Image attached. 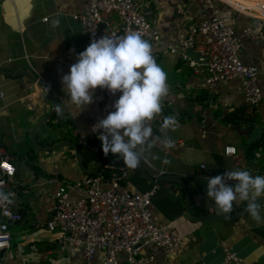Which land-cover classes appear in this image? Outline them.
I'll use <instances>...</instances> for the list:
<instances>
[{"label":"crops","instance_id":"1","mask_svg":"<svg viewBox=\"0 0 264 264\" xmlns=\"http://www.w3.org/2000/svg\"><path fill=\"white\" fill-rule=\"evenodd\" d=\"M148 1L153 27L168 41L176 42L178 32L211 13L208 0ZM211 1L238 31L261 21V9H257L260 0ZM82 4L83 0H0V142L16 164L20 181L16 202L22 213L20 220L8 222L11 245L0 252V264H86L80 244L64 242L60 231L36 225L48 218L52 204L49 193L58 185L50 184L49 176L72 182L84 173L75 164L70 147L33 150L29 136L31 127L52 110V99L64 107L62 102L67 96L62 90V77L89 46L85 44L83 26L73 18ZM57 18L60 25L53 28L51 21ZM152 46L169 85L162 113L164 117L175 115L179 127L166 133L175 141L172 149L157 144L148 162L141 164L154 180L165 174L179 176L188 188L195 214H219L215 202L205 195L209 177L234 170L264 176V76L258 74L256 78L262 98L257 112L250 114L240 77L208 84L205 68L194 71L179 52ZM240 55L248 63L260 64L264 60V25L262 37L242 38ZM20 71L42 80L52 99L42 86ZM97 106L95 91L93 102L83 110L73 113L65 108L63 117L55 111L41 124L45 125L43 129L40 126L36 132L37 142L47 146L69 140L77 144L83 160L88 161L85 165L98 162L104 157L101 144L92 149L83 143L91 141L87 132L98 114ZM98 118L100 121L106 117L99 114ZM161 123L153 129L155 136L164 135L159 130ZM70 129L73 138L68 135ZM258 140L262 143L254 146ZM16 153L33 156L26 161L34 168L30 163L20 167L12 155ZM165 159L169 163H164ZM202 163L207 171L200 167ZM110 169L125 172L122 184L130 190L156 185L151 196L152 219L160 228L181 237L178 250H157L156 264H221L224 246H231L245 264H264V222L257 224L248 212L232 219H191L185 209V194L176 182L154 183L140 171ZM41 187L44 190L39 191ZM70 194L79 196L73 187ZM246 204L234 202L232 213ZM260 211L264 217V203H260ZM103 255V250H98L93 264H101ZM118 264L125 263L120 260Z\"/></svg>","mask_w":264,"mask_h":264},{"label":"built area","instance_id":"2","mask_svg":"<svg viewBox=\"0 0 264 264\" xmlns=\"http://www.w3.org/2000/svg\"><path fill=\"white\" fill-rule=\"evenodd\" d=\"M211 13L208 17L191 24L185 31L178 32L176 42L165 40L153 27L150 20L148 0H83L82 8L73 14L86 33V45L105 35L122 36L138 31L152 45L164 51L179 52L188 65L198 71L206 70V82L215 84L227 82L234 77L241 78V87L249 113L258 110L262 90L257 84L258 74L264 76V60L260 64L245 62L240 55L242 38L262 37L264 25V0L258 4L261 9V21L256 25L245 26L238 31L227 22L220 9L208 0ZM257 11V10H252ZM47 17H43L46 20ZM190 47L199 52L192 59L186 49ZM121 94L113 96L107 89H97L98 114L93 118L89 129L88 143L92 149H98L101 141L99 130L93 126L99 122L98 115L107 117L115 111L113 104ZM163 113L153 122V129L162 122ZM201 168L207 171L202 163ZM16 164L0 142V190L15 194L12 204L0 205V250L11 245L9 221H18L22 213L17 209L19 178L16 176ZM124 171L102 170L92 174H83L69 182L49 176L50 184L58 185L50 192L52 204L49 216L36 225L48 229H58L64 242L78 243L82 246L86 264H93L94 255L103 250L101 264H156L157 250H178L181 237L170 230L162 229L153 219L150 210L151 196L156 185L146 190H130L122 184ZM73 187L78 197L70 194ZM44 190L43 187L39 191ZM221 264H245L231 246H224Z\"/></svg>","mask_w":264,"mask_h":264},{"label":"clouds","instance_id":"3","mask_svg":"<svg viewBox=\"0 0 264 264\" xmlns=\"http://www.w3.org/2000/svg\"><path fill=\"white\" fill-rule=\"evenodd\" d=\"M60 20L53 19L57 28ZM67 100L55 106L56 114L65 115V108L73 113L83 110L93 102L97 89H107L115 100V111L93 126L99 130L98 139L107 158L119 157L129 169H137L148 162V156L157 144L172 149L175 141L166 135L179 127L177 117H164L160 132L153 134L152 122L162 114L163 100L169 94L167 73L156 62L152 44L140 32L122 36L105 35L93 39L77 56L70 72L62 77ZM49 89H45L46 93ZM234 151L229 149V152ZM164 163H169L164 160ZM230 182H235L230 183ZM205 195L211 198L219 214L230 218L234 202H247V212L257 224L264 222L258 198L264 197V176L252 175L248 170L226 171L207 179ZM15 194L0 190V205L12 204Z\"/></svg>","mask_w":264,"mask_h":264},{"label":"water","instance_id":"4","mask_svg":"<svg viewBox=\"0 0 264 264\" xmlns=\"http://www.w3.org/2000/svg\"><path fill=\"white\" fill-rule=\"evenodd\" d=\"M186 53L190 57H192L194 59H197L198 56H199V52L192 50L190 47H188L186 49ZM0 72H2V70H0ZM20 73L29 76L31 78V80L36 81L40 86H42V88L44 90L48 89V87L45 85V83L42 80H40L35 74L32 75L30 73L23 72V71H20ZM47 94L52 99V96H51L49 90H48ZM52 100H53V108H52V110L48 114H46L43 118H41L38 122H36L30 129L29 136H30L32 142L34 143L35 147H37L38 149H40L42 151L54 150L56 148H62V146L63 147L64 146L70 147L73 150V153H74V162H75V164H77V166L79 167L81 172L84 173V174L95 173L103 165H106V166H108L110 168H125L126 167V165L124 164L122 159H120L119 157H113L112 154H110L107 158L104 156L98 162L92 161V164L85 165L83 157H82V155H81V153L79 151V148H78L77 144L75 142H72V141H69V140L59 141V142H56V143H53V144H50V145H47V146L39 145V143L36 140V132L38 131V129L41 126V124L43 122H45L52 114H54L56 102L54 101V99H52ZM131 170H133V169H131ZM133 171H140L145 178H147L148 180H150L151 182H154V183L159 182L160 180H168V181L170 180V181L176 182L182 188V190H183V192L185 194V209H186L187 215L191 219H202V220L232 219V218H235V217H237L239 215H242L245 212H247V210H246L247 204H246L240 210L231 213L230 218H225V216L222 215V214H195L193 209H192L191 199H190V194H189L188 188H187L186 184L184 183V181L179 176L173 175V174H165V175L161 176L160 178L154 180L146 172V170L143 168L142 164H141L140 167H138L137 169H135ZM257 202L259 204L260 203H264V197L258 198ZM2 250H4V249H1L0 252Z\"/></svg>","mask_w":264,"mask_h":264},{"label":"rangeland","instance_id":"5","mask_svg":"<svg viewBox=\"0 0 264 264\" xmlns=\"http://www.w3.org/2000/svg\"><path fill=\"white\" fill-rule=\"evenodd\" d=\"M50 121H51V119H50ZM46 123H48V122H46ZM45 126V125H44ZM44 126H41V128L43 129V127ZM73 131V129H70L69 130V132H68V135H70V137H72L73 136V134H72V131ZM73 138V137H72ZM30 141H31V147L33 148V150H39L37 147H35V145H34V143L32 142V140H31V138H30ZM8 151V150H7ZM9 152V151H8ZM13 155V157H14V159H15V161L17 162V163H19L20 164V167H21V164L22 163H27V161H29L30 160V156H28V154H25V153H16V154H12ZM27 160V161H26ZM28 164V163H27ZM10 230V229H9ZM56 231H59L58 229H55ZM11 232V231H10Z\"/></svg>","mask_w":264,"mask_h":264},{"label":"trees","instance_id":"6","mask_svg":"<svg viewBox=\"0 0 264 264\" xmlns=\"http://www.w3.org/2000/svg\"><path fill=\"white\" fill-rule=\"evenodd\" d=\"M69 121V120H68ZM68 121H66V123L68 122ZM53 141V140H52ZM259 141H261V140H258V141H256L255 143H254V146H259L262 142H264V141H262L261 143H259ZM39 142V141H38ZM50 143V142H49ZM39 144H40V142H39ZM42 144V143H41ZM51 144V143H50ZM33 159V156H30V160H32ZM98 160V159H97ZM96 160V161H97ZM84 162H85V164H87L88 163V161L87 160H84ZM28 163H30V162H28ZM30 165H31V168H34L33 167V164L32 163H30ZM100 170H102L103 172H105L106 174H108L110 171H111V169L109 168V167H104V166H102L101 168H100ZM99 171V170H98Z\"/></svg>","mask_w":264,"mask_h":264},{"label":"bare ground","instance_id":"7","mask_svg":"<svg viewBox=\"0 0 264 264\" xmlns=\"http://www.w3.org/2000/svg\"><path fill=\"white\" fill-rule=\"evenodd\" d=\"M261 1V0H260ZM258 7V6H257ZM257 9H259L260 10V8H257Z\"/></svg>","mask_w":264,"mask_h":264}]
</instances>
